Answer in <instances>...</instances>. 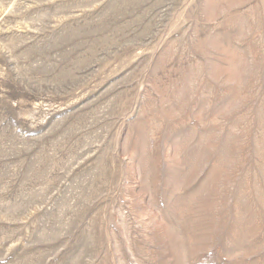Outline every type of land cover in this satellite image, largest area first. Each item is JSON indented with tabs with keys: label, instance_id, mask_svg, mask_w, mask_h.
<instances>
[{
	"label": "rangeland",
	"instance_id": "obj_1",
	"mask_svg": "<svg viewBox=\"0 0 264 264\" xmlns=\"http://www.w3.org/2000/svg\"><path fill=\"white\" fill-rule=\"evenodd\" d=\"M0 264H264V0H0Z\"/></svg>",
	"mask_w": 264,
	"mask_h": 264
}]
</instances>
